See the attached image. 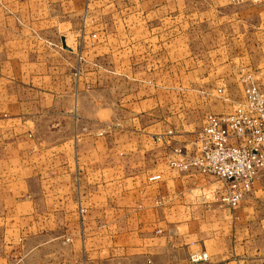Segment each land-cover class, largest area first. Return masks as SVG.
I'll return each mask as SVG.
<instances>
[{
	"label": "crops",
	"instance_id": "obj_1",
	"mask_svg": "<svg viewBox=\"0 0 264 264\" xmlns=\"http://www.w3.org/2000/svg\"><path fill=\"white\" fill-rule=\"evenodd\" d=\"M112 4L0 0V264H249L224 184L166 162L240 71L264 87V2Z\"/></svg>",
	"mask_w": 264,
	"mask_h": 264
},
{
	"label": "built area",
	"instance_id": "obj_2",
	"mask_svg": "<svg viewBox=\"0 0 264 264\" xmlns=\"http://www.w3.org/2000/svg\"><path fill=\"white\" fill-rule=\"evenodd\" d=\"M260 75L261 73L240 71L238 81L242 87L243 100L229 114L206 115L201 128L191 134L186 143L171 148V155L166 162L168 169L193 171L222 182L224 191L219 202L230 209L237 207L252 190L255 181L264 176V87L260 84ZM217 93L223 95L221 89ZM103 133L104 131H100L96 136ZM170 136L169 131L165 133V137ZM155 140L161 141L162 137H156ZM157 180L159 175L147 179L148 182ZM207 261L206 253L189 256L191 264Z\"/></svg>",
	"mask_w": 264,
	"mask_h": 264
},
{
	"label": "rangeland",
	"instance_id": "obj_3",
	"mask_svg": "<svg viewBox=\"0 0 264 264\" xmlns=\"http://www.w3.org/2000/svg\"><path fill=\"white\" fill-rule=\"evenodd\" d=\"M110 1L116 4L109 6L108 12L107 9H105V13H112L122 17V14L125 11V7L123 6L125 0ZM98 8L99 7L94 6L92 2H89V5L85 7L86 10L84 13L87 16L86 20H92V16L95 15V12L97 13V11H101ZM86 25L89 30H91L92 24H90L89 21L86 22ZM213 97L216 100H219L218 98L225 101L229 99L225 93L221 95L217 93V91L213 92ZM237 103H234V105ZM229 104L232 106V103ZM197 121L198 120L195 118L194 122ZM229 213V216H231L229 218L230 221L226 223L228 231V245L233 248L235 244L246 242L248 250L251 251V253L253 251V253L250 255L254 256L249 258L247 262L249 264H261L264 262V176H262L261 179L255 181L252 190L237 205V207L231 209ZM224 232L226 231L223 229V233ZM243 250L246 251L245 248ZM245 251L240 252V254L244 253L243 256H245ZM240 254H237V256L241 257Z\"/></svg>",
	"mask_w": 264,
	"mask_h": 264
}]
</instances>
